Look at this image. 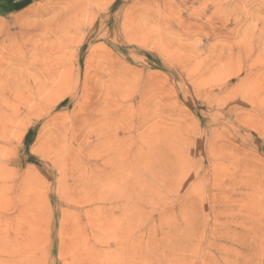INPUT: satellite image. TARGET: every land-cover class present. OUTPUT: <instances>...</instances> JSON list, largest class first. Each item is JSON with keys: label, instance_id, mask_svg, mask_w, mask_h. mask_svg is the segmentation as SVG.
Instances as JSON below:
<instances>
[{"label": "rangeland", "instance_id": "rangeland-1", "mask_svg": "<svg viewBox=\"0 0 264 264\" xmlns=\"http://www.w3.org/2000/svg\"><path fill=\"white\" fill-rule=\"evenodd\" d=\"M146 250L264 264V0H0V264Z\"/></svg>", "mask_w": 264, "mask_h": 264}, {"label": "bare ground", "instance_id": "bare-ground-1", "mask_svg": "<svg viewBox=\"0 0 264 264\" xmlns=\"http://www.w3.org/2000/svg\"><path fill=\"white\" fill-rule=\"evenodd\" d=\"M124 130H127V132H130L131 131V128L130 127L129 128H125ZM119 249H121V251L120 250H117L119 253L123 252L122 251L123 248H119ZM173 250H176V249L175 248L174 249L172 248V252H174ZM172 252H171V254H172ZM141 253H143V252H141ZM110 254H112V253H110ZM156 254L157 253H154V251L150 252V250H146V253H144V255H142L141 257L139 255L137 256V257H139L137 259L138 261H135L134 256H133V258L130 256L132 258V260L130 262H125V264H165V263H168V264H183V261H178V260H176L177 262H175V261H173V262H170V261L169 262H166V261L165 262H162L161 258L156 257ZM166 254H167V252H166ZM163 257H166V256L163 254ZM166 259H167V257H166ZM102 263H103V261H102ZM84 264H98V263L94 262L93 260H90V261H87L86 263L84 262ZM104 264H110V263L109 262L106 263V261H105ZM111 264H124V263H122L121 261L120 262L119 261H116V262L111 263Z\"/></svg>", "mask_w": 264, "mask_h": 264}, {"label": "snow or ice", "instance_id": "snow-or-ice-1", "mask_svg": "<svg viewBox=\"0 0 264 264\" xmlns=\"http://www.w3.org/2000/svg\"><path fill=\"white\" fill-rule=\"evenodd\" d=\"M37 163H39V161H37Z\"/></svg>", "mask_w": 264, "mask_h": 264}]
</instances>
